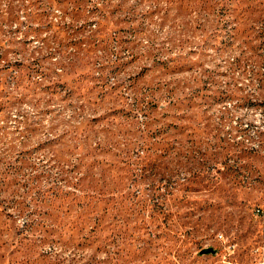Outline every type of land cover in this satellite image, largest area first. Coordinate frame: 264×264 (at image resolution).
I'll list each match as a JSON object with an SVG mask.
<instances>
[{"label": "rangeland", "instance_id": "rangeland-1", "mask_svg": "<svg viewBox=\"0 0 264 264\" xmlns=\"http://www.w3.org/2000/svg\"><path fill=\"white\" fill-rule=\"evenodd\" d=\"M262 261L264 0H0V264Z\"/></svg>", "mask_w": 264, "mask_h": 264}, {"label": "water", "instance_id": "water-1", "mask_svg": "<svg viewBox=\"0 0 264 264\" xmlns=\"http://www.w3.org/2000/svg\"><path fill=\"white\" fill-rule=\"evenodd\" d=\"M211 252H214V251L212 249L205 250V253H211Z\"/></svg>", "mask_w": 264, "mask_h": 264}, {"label": "built area", "instance_id": "built-area-1", "mask_svg": "<svg viewBox=\"0 0 264 264\" xmlns=\"http://www.w3.org/2000/svg\"><path fill=\"white\" fill-rule=\"evenodd\" d=\"M258 264H264V261H262V262H260V263H258Z\"/></svg>", "mask_w": 264, "mask_h": 264}]
</instances>
